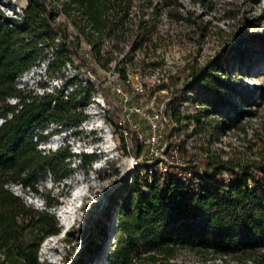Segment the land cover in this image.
<instances>
[{
  "label": "trees",
  "instance_id": "trees-1",
  "mask_svg": "<svg viewBox=\"0 0 264 264\" xmlns=\"http://www.w3.org/2000/svg\"><path fill=\"white\" fill-rule=\"evenodd\" d=\"M181 6L180 0H25L18 16L0 9V264H38L40 240L60 228L53 208L68 189L64 179L73 169L68 165L73 152L66 144L47 150L36 144L47 137L42 130L50 122H55V130L76 125L85 112L75 108L83 107L92 89L78 72L65 77L61 87L41 92L18 85L16 77L42 57L49 76L64 75L60 70L65 61L95 72V64L107 69L114 59V69L128 84V64L145 74L162 63L156 51L161 37L156 18L162 10L181 18ZM57 12L62 19L55 18ZM259 36L247 32L240 41L258 43ZM137 50L142 56L134 58ZM240 51L236 43L222 45L201 63H191L188 77L171 84L165 106L175 121L170 129L182 124L177 104L186 95L197 103L194 131L207 123L221 128L226 121L208 117L223 108L234 110L230 76ZM69 80L75 86L64 94ZM169 127L165 124V138L171 134ZM76 154L81 167L96 156L93 151ZM155 166L156 158L143 160L140 173L136 166L130 178L108 194L105 214L115 209L113 246L107 249L102 241H91L65 264H177L171 258L184 249L224 256L249 255L264 247V159L206 153L202 160L187 158L172 170L161 172ZM47 172L65 189L44 207L27 203L9 186L18 182L24 190L39 192L38 180ZM107 228L102 227L100 237Z\"/></svg>",
  "mask_w": 264,
  "mask_h": 264
},
{
  "label": "rangeland",
  "instance_id": "rangeland-1",
  "mask_svg": "<svg viewBox=\"0 0 264 264\" xmlns=\"http://www.w3.org/2000/svg\"><path fill=\"white\" fill-rule=\"evenodd\" d=\"M180 1L183 12L181 18L169 17L163 10L156 18V32L161 34L156 51L162 63L145 74L139 71L137 65L128 64V84L122 81L114 69V59L109 62L107 69L95 64V72L88 68L78 69L73 63L65 61L60 70L64 75L55 73L49 76L46 73L38 74L39 65L45 61L42 57L16 77L18 85L33 87L38 92L43 88L38 89L36 85L45 82L47 85L44 90L51 91L61 87L65 77L78 72L86 86L92 87L83 107L78 105L75 108L85 112L79 122L71 129L67 127L56 130L51 128L55 126V122H50L49 126L42 130L47 132V138L40 139L36 144L44 150L66 144L73 152L68 164L73 169L64 179L68 189L58 195L60 201L55 204L53 210L59 206L64 207L65 204L61 202L70 191L79 192L76 195L77 204L68 219L69 225L66 229L61 231L59 228L57 232L47 234L40 240L38 264L71 262L80 247L90 244L91 241H102L107 249L114 244V207H111L109 214H105L108 194L116 192L122 182L130 178L136 166L139 167L140 173V167L148 153L145 139L148 132L147 121L138 113L128 114L132 121L140 123L145 141L139 142L136 131L128 122L126 103L117 94V86L127 93L130 102L141 101L145 106L146 102L152 99L153 104L157 106L169 95L172 83L181 82L188 77V66L191 63H201L216 48L236 43L241 51L234 60V71L230 76L234 84L231 94L234 110L226 111L223 108L221 112L212 111L208 117L213 122H226L217 130L207 123L202 130L194 131L195 121L192 114L197 108V103L186 95L185 99L177 104L183 116L182 124L178 129H170L168 124L171 134L166 139L168 144H178L185 158L202 160L206 153H217L222 158L237 160L264 159V0ZM24 3L25 0H0V9L18 16ZM11 4L15 5V9L11 8ZM55 18L62 19L63 14L57 12ZM247 32L260 33L258 43L240 41L241 35ZM55 39L57 40V37ZM44 48L45 51L50 50L49 47ZM140 56L142 53L137 50L134 58ZM76 62L77 59L74 63ZM86 75L89 80L85 79ZM161 81L165 83L157 87L156 84ZM138 82L145 86L143 93H138L135 89ZM74 86V81H67L63 93L67 94ZM9 98L13 100L12 97ZM124 118L125 122H121L120 119ZM127 125H131V131L126 132L125 127L129 129ZM82 150L96 154L89 166L81 167L78 164L79 155L76 153ZM131 158L133 163L130 166ZM137 158H140V161L136 164L134 161ZM9 186L20 193L27 203L39 208L44 207L45 201L58 194L61 188L65 189V185L54 179L53 173L49 172L38 180L39 192L24 190L18 182L10 183ZM117 197L119 199V196ZM56 219L61 226L63 222L60 216ZM103 226H108V232L106 236L100 237ZM171 259L177 264H264V247L249 255L235 253L224 256L210 252L197 254L184 249ZM93 264L105 262L103 260Z\"/></svg>",
  "mask_w": 264,
  "mask_h": 264
},
{
  "label": "built area",
  "instance_id": "built-area-1",
  "mask_svg": "<svg viewBox=\"0 0 264 264\" xmlns=\"http://www.w3.org/2000/svg\"><path fill=\"white\" fill-rule=\"evenodd\" d=\"M39 73H46V60L41 62L39 65ZM20 73L18 77L21 75ZM17 77V78H18ZM168 80H166L167 82ZM38 83V82H37ZM46 83H39L36 85V87L44 88L46 87ZM117 94L122 98V100L126 103L127 108V118H129V123L132 124L133 129L137 133V137L139 138V142H143V131L140 129V123L136 121H132V117H130L128 114L131 113H138L141 118L146 119L147 121V127L148 132L146 135V144L148 145L147 148V154L145 156L146 160H152L156 158V166L155 168L158 171H166V170H172L173 168H176L180 164H184L187 161V158L182 154L179 145L178 144H168L167 139L164 136V126L165 124H174L175 121L171 120V117L168 113L165 112V106H166V99H168V96H166L165 100H163L159 105L155 106L153 104V100L151 99L150 102H146L145 106L141 103V101L133 103L130 102L128 99L129 96L127 95L124 90L120 86L116 87ZM135 89H137L138 93H143L145 90V86L138 82L135 85ZM41 90V91H42ZM38 91V92H41ZM1 119V118H0ZM120 121L125 122V118L123 120L120 119ZM129 129L125 127L126 132L131 131V125H127ZM145 141V140H144ZM190 142H192L190 140ZM140 161V158L135 159L134 163H138ZM151 168L148 169V178L151 177Z\"/></svg>",
  "mask_w": 264,
  "mask_h": 264
},
{
  "label": "bare ground",
  "instance_id": "bare-ground-1",
  "mask_svg": "<svg viewBox=\"0 0 264 264\" xmlns=\"http://www.w3.org/2000/svg\"><path fill=\"white\" fill-rule=\"evenodd\" d=\"M132 163H133V159L131 158V159H130V166L132 165ZM76 193H77V195H78L79 192L76 191ZM64 209H66V208H63V210H64Z\"/></svg>",
  "mask_w": 264,
  "mask_h": 264
},
{
  "label": "clouds",
  "instance_id": "clouds-1",
  "mask_svg": "<svg viewBox=\"0 0 264 264\" xmlns=\"http://www.w3.org/2000/svg\"><path fill=\"white\" fill-rule=\"evenodd\" d=\"M22 73V72H21Z\"/></svg>",
  "mask_w": 264,
  "mask_h": 264
}]
</instances>
